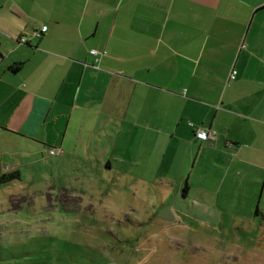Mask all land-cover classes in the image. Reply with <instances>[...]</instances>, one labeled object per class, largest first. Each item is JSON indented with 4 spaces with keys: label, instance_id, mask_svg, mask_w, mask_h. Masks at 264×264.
I'll return each instance as SVG.
<instances>
[{
    "label": "crops",
    "instance_id": "0c3cea01",
    "mask_svg": "<svg viewBox=\"0 0 264 264\" xmlns=\"http://www.w3.org/2000/svg\"><path fill=\"white\" fill-rule=\"evenodd\" d=\"M13 148L153 182L166 218L259 237L264 0H0V176L16 173L2 183L35 163Z\"/></svg>",
    "mask_w": 264,
    "mask_h": 264
},
{
    "label": "rangeland",
    "instance_id": "374dc122",
    "mask_svg": "<svg viewBox=\"0 0 264 264\" xmlns=\"http://www.w3.org/2000/svg\"><path fill=\"white\" fill-rule=\"evenodd\" d=\"M14 149L12 157L35 163L20 180L0 182V264H264V232L245 231L258 227L166 218L172 200L162 186L104 181L96 168L62 163L56 148Z\"/></svg>",
    "mask_w": 264,
    "mask_h": 264
},
{
    "label": "built area",
    "instance_id": "2783aa9c",
    "mask_svg": "<svg viewBox=\"0 0 264 264\" xmlns=\"http://www.w3.org/2000/svg\"><path fill=\"white\" fill-rule=\"evenodd\" d=\"M46 30H47V25H44V26H42V28H40V29H35V30H33V31L30 33V36H32V37H40V36H41V33H43V32L46 31ZM28 41H29V38L26 37V36H24V37H22V38L20 39V42H21V43H25V44H26V43H28ZM90 52H91L92 54H94V55H98V54L104 53V51L101 52V51H99V50H97V49H92ZM236 73H237L236 70H232V72H231V74H230V78H231V79H234V78L236 77ZM196 135H197L198 138H200V139H202V140H208V139H210V138L212 137V135L210 134V132H209V130H208L207 128H201V129H199V130L196 132ZM52 152H54V151H52Z\"/></svg>",
    "mask_w": 264,
    "mask_h": 264
},
{
    "label": "trees",
    "instance_id": "16d2710c",
    "mask_svg": "<svg viewBox=\"0 0 264 264\" xmlns=\"http://www.w3.org/2000/svg\"><path fill=\"white\" fill-rule=\"evenodd\" d=\"M16 177V173H10L9 175L3 174L2 176H0V180L1 181H5L7 179L11 180V179H15Z\"/></svg>",
    "mask_w": 264,
    "mask_h": 264
}]
</instances>
